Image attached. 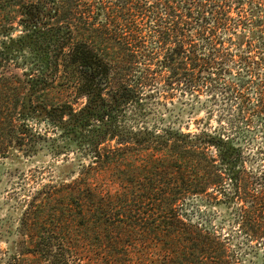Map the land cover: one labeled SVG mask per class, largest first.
Returning a JSON list of instances; mask_svg holds the SVG:
<instances>
[{"label": "trees", "instance_id": "obj_1", "mask_svg": "<svg viewBox=\"0 0 264 264\" xmlns=\"http://www.w3.org/2000/svg\"><path fill=\"white\" fill-rule=\"evenodd\" d=\"M202 92L264 121V0H0V159L54 157L0 264H246L198 199L232 176L225 200L260 246L264 169L224 132L175 124L174 99Z\"/></svg>", "mask_w": 264, "mask_h": 264}, {"label": "rangeland", "instance_id": "obj_2", "mask_svg": "<svg viewBox=\"0 0 264 264\" xmlns=\"http://www.w3.org/2000/svg\"><path fill=\"white\" fill-rule=\"evenodd\" d=\"M231 15L236 17L234 9ZM233 77L234 72L232 79L227 77L222 83L229 84ZM243 92V98L245 96L251 103H256L258 93L254 88L247 87ZM225 95L218 92L216 99H213L202 92L199 98L191 95L176 97L174 100L178 108L172 112L175 124H180L185 131V124L189 123L191 131H196L199 125L224 132L225 139L229 137L233 145L242 148L243 159L239 164L247 171L253 170L260 174L264 169V160L259 156V147H264V121L253 111L246 110L242 113L241 102ZM248 105L249 103L247 107ZM164 112L166 111H160V114ZM168 113L170 112L167 111ZM215 152L218 150L215 149ZM53 160L54 157L47 153H41L32 160L25 159L23 162L0 159V231L4 233V236L0 237L1 249L7 246L6 240L12 237L8 232L17 224L21 210L20 201L28 193L25 189L38 185L39 170ZM60 160L61 157L55 161ZM218 168L231 170L232 175V162L220 161ZM223 186L225 188L210 187L198 199L199 218L222 235L231 254L236 253L246 264H264V244L254 248L249 246L236 217V205L225 200L224 193H232V176L227 177Z\"/></svg>", "mask_w": 264, "mask_h": 264}]
</instances>
